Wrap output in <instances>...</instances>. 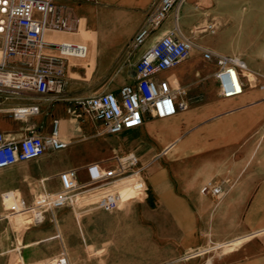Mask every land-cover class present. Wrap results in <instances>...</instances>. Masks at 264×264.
Returning a JSON list of instances; mask_svg holds the SVG:
<instances>
[{
  "label": "crops",
  "instance_id": "0c3cea01",
  "mask_svg": "<svg viewBox=\"0 0 264 264\" xmlns=\"http://www.w3.org/2000/svg\"><path fill=\"white\" fill-rule=\"evenodd\" d=\"M158 2L159 0H54L57 14L66 19L70 29L46 31L45 40L82 43L87 47V54L83 58L68 57L66 59L64 89L58 98L50 95L42 96L34 91L0 90V132L5 141L19 140L31 133L45 136L51 130L52 120L58 119L60 139L69 144L62 150L49 151L56 153L42 159L43 166L38 170L37 175L17 174L15 171L18 163L0 170V175L8 177L0 185V207L2 193L11 189L18 190L13 187L16 184H22L28 178L42 179L46 181L44 184L54 191L59 188L57 175L64 169H78V178L84 182L87 179L84 167L88 163L93 161L102 162L105 165L112 163L88 153L84 154L72 145L81 140L83 133L94 136L100 129L99 122L90 116L83 114L80 118L72 112L75 101L94 93L116 92L122 85L134 83L135 62L158 36L169 32L178 38L190 39L194 47L186 59L176 66L158 72L155 78L166 79L172 86H180L184 93L177 99L184 100L187 103V109L178 111L167 118H155L146 114L140 126L127 130L143 131L147 137L145 141L158 138L159 144L157 143L158 146L146 144L148 145L146 150L137 151V154L127 153L136 155L142 178L143 167L153 161L146 171L145 180L151 188L153 197L155 196L161 206L168 210V214L171 212L173 216L178 217V228L181 231L180 242L185 248L198 244V232L204 235L206 231H209L214 234L213 237L216 240L242 239L239 246L223 256L215 257L212 264H264V177L257 181L258 192L253 203L248 204L246 197L238 201L241 206H244L241 213L227 212L229 206L237 205L233 192L228 193L209 213L208 211L203 213L192 209L193 201L190 196V192L193 191L195 198H201V185H194V181L186 180L187 171H180V168L169 171V174L172 172L173 176L181 175V182L176 184L169 176L167 169L156 160L160 154L165 153L166 160L169 163H175L186 157L189 151L194 150L196 151H193L194 153L202 154L203 151L197 150L206 146L215 147L213 151L216 152L221 143L230 150L229 142L233 139L229 138V134L233 131L231 127L222 124L221 119L218 120L219 123L209 128L201 129L200 127V130L207 129L206 133L187 132L190 127H186L182 134L178 133L182 126L193 127L198 120L209 114L225 113L240 108L241 111H235L233 115L226 116L223 121L227 125L229 122L233 124L234 119L239 123L240 120L236 117L241 115L240 112L248 116L256 112V119L264 120V92L256 86V72L264 75V0H229V10H226L223 5L220 8L219 0H181L174 5L144 43L134 47L132 45L134 34L145 25L149 13ZM210 21L217 23L218 30L226 27L228 21L233 28L243 30V42L246 49H239L238 44L235 43L230 51L225 52L218 47H209L198 42L197 39L203 34L199 35L196 29ZM202 49L212 53L237 56L243 62L242 67L254 74V77L248 78L242 73V68L239 69L244 84L240 95L230 98L219 95L213 76L217 65L214 60H206L202 56ZM40 51L45 55L58 53L50 45L42 47ZM9 62L16 67L28 70L34 66L36 59L17 56ZM23 105H37L38 112L23 118L14 117L13 108ZM158 119H168L169 122L161 123ZM228 155V150L225 149L222 156H219L224 161L220 165V174L223 176L234 172L233 163L231 160L228 162ZM210 156L214 158V155ZM248 164L245 168H248ZM46 167L47 169H44ZM256 170L257 174L264 173V165H259ZM210 172H215L214 168ZM208 179L209 177H204L202 181ZM217 185L222 187L221 184ZM145 194V186L138 189L124 188L121 191L120 207L129 205V209L133 210L135 204L146 200ZM208 196L209 199L215 197L210 193ZM23 198L28 203L31 202ZM98 210L103 214L116 211ZM141 210H145V205H142ZM223 217L231 221L232 225H229L231 233L218 236L217 233L223 227ZM199 220L205 222L204 226L199 227ZM236 222L242 223L241 229H238L237 225L234 226ZM12 229L5 220H0V264L31 263L56 253L58 242L55 235L60 234L63 244L65 242L69 244V234H75L76 225L72 213L67 208L60 207L47 212L41 223L24 228L20 233L16 232L15 241L11 240ZM78 242H72L71 246ZM17 246L20 249L15 252ZM13 253L18 254L19 262L11 259ZM98 264L102 263L98 261Z\"/></svg>",
  "mask_w": 264,
  "mask_h": 264
},
{
  "label": "built area",
  "instance_id": "2783aa9c",
  "mask_svg": "<svg viewBox=\"0 0 264 264\" xmlns=\"http://www.w3.org/2000/svg\"><path fill=\"white\" fill-rule=\"evenodd\" d=\"M84 1V0H77ZM181 0H159L149 13L145 25L132 38L134 47L140 46L157 28L174 5ZM54 16L51 20V17ZM217 23L210 21L199 27V32L214 33ZM65 18L57 14L54 0H0V90L34 91L42 96L60 97L65 84V66L68 57L83 58L87 47L71 41L50 42L44 38L46 31L69 30ZM46 45L57 50L56 55H45L40 49ZM194 47L188 38H178L164 33L145 50L134 64V83L122 85L116 92H101L76 99L72 112L80 118L84 114L99 122L101 134H115L140 126L146 114L155 118H167L187 109L184 100L177 97L184 93L180 86H172L166 79L155 75L176 66L186 59ZM35 58L31 69L10 64L14 57ZM206 60H214L217 69L213 76L219 95L230 98L243 92L244 84L239 69L241 60L234 55L212 53L202 49ZM38 112L37 105L13 108L12 115L23 118ZM68 142L60 139L59 121L52 120L50 132L45 135L31 133L15 141H5L0 132V170L20 162L37 159L48 151L66 148ZM111 164L93 161L85 167L86 181L78 178V169L67 168L58 173L59 188L39 193L27 202L16 191L1 195L4 217L19 221L41 223L45 214L60 207L72 209H101L113 211L120 207L124 188H142L138 159L133 153L114 156ZM201 192L220 197L224 191L220 185L206 183ZM50 264H67L64 255L57 256Z\"/></svg>",
  "mask_w": 264,
  "mask_h": 264
},
{
  "label": "rangeland",
  "instance_id": "374dc122",
  "mask_svg": "<svg viewBox=\"0 0 264 264\" xmlns=\"http://www.w3.org/2000/svg\"><path fill=\"white\" fill-rule=\"evenodd\" d=\"M219 1L220 8L223 5L226 10L230 9L229 0ZM232 26L230 21H228L226 27L220 30L217 29L216 33L199 32L197 28V33L199 35L203 34L197 41L209 47H218V49L225 52L230 51L231 46L235 45V43L238 44L239 49L245 50L246 46L243 42L244 31L237 30ZM241 64L243 65V62ZM242 73L248 78L254 77L252 72L243 67ZM256 86L264 92V75L261 73L257 74V72ZM235 111H241V109L209 114L198 120L193 127L189 125L182 126V129L178 132L182 134L186 127H190V130L188 129L187 132L206 133L207 129L200 130V127L201 129L202 127L209 128L215 123H219L218 120L221 119L220 122L227 127H231L233 131L231 133L229 131V138L233 139V141L229 142L231 152L229 148L221 143L216 152L213 151L215 147L206 146L197 150L198 152L203 151L202 154H196L194 153L196 151L192 150L188 152L186 157L175 163H169L165 158V153L160 154L156 158L161 166L167 169L168 174L174 168L175 170L180 168V171L186 170V180L194 181V185L197 184L202 187L204 183L208 182L222 185L224 193L220 197L215 196L211 199L208 198V192H201V198H195L193 191L190 192L193 210L197 209L203 213L208 211L209 213L230 192H233V197L236 199L237 204L228 207L227 212L230 214H238L243 211L244 206H241L238 202L242 197H246L245 199L248 200V204L256 200L258 192L257 181L259 178L264 177V173L257 174L256 172L259 165H264V120H257L256 112L250 116L244 112H240L241 115L236 117L240 122L238 123L234 119L233 124L229 122L227 125L223 119L226 116L233 115ZM158 120L161 123L169 122L168 119ZM146 138L143 131L131 130H125L117 134H101L98 132L94 136L89 133H83L81 140L76 141L72 145L84 154L88 153L99 159L112 162L110 159L114 156H120L127 152H134L136 154L137 151L144 152L148 146L146 144L158 146V138H150L149 141H145L147 140ZM210 149L213 152L209 151ZM225 149L228 150V162L231 160L233 163L234 172L232 174L229 172L230 174L223 176L220 174V165L224 161L219 156H222ZM55 153L48 151L37 159L18 163L15 172L17 174L33 173L37 175L38 170L43 166L42 159ZM210 155H214V158ZM152 163L153 161L142 169L146 192L144 196V199L146 198L145 201L142 200L138 204H135L133 210H130L128 205L119 207L115 212L110 214L100 213L96 208L84 210L65 207L72 213L76 225L75 234H69L68 243L70 245L66 244V242L63 244L60 234H57L55 235L58 242L56 253L24 264H50L59 255L66 257L67 264H98V261L102 264H212L215 257L223 256L241 244V238L216 240L213 237V233L211 234L209 231H206L207 233L204 235L198 232V244L185 248L180 242L181 231L178 228V217L173 216L171 212L168 214V210L161 206L155 196L153 197L151 188L147 184V180H145L146 171ZM247 163H249L248 168H245ZM213 168L215 172L211 173L210 171ZM44 169H47V167ZM171 173L169 174L171 179L176 184L180 183L181 175L177 176L175 174L173 176ZM204 177H209V179L202 181ZM7 178V176L0 175V185ZM45 182L42 179L28 178L22 184H16L13 188H18V190L13 189V191L32 201L39 193L52 191L48 185L44 184ZM245 203L247 204V202ZM142 205H145V210H141ZM245 208L247 209L248 206L246 205ZM4 213L2 204L0 214ZM0 220H5L10 228H13L12 241L16 240V232L20 233L24 228L33 226L30 221L21 222L17 218L10 216L1 218ZM204 224L205 222L202 220L199 227L204 226ZM222 224L223 227L217 233L218 236H226L231 233V227H229V225H232L231 221H227V218L223 217ZM236 225L238 229L242 228L241 222L234 223V226ZM77 241L79 242L71 246L72 242ZM15 249V252H18L20 247L17 246ZM11 259L14 262H19L18 254L13 253Z\"/></svg>",
  "mask_w": 264,
  "mask_h": 264
},
{
  "label": "bare ground",
  "instance_id": "6f19581e",
  "mask_svg": "<svg viewBox=\"0 0 264 264\" xmlns=\"http://www.w3.org/2000/svg\"><path fill=\"white\" fill-rule=\"evenodd\" d=\"M79 60H82V59H79Z\"/></svg>",
  "mask_w": 264,
  "mask_h": 264
}]
</instances>
